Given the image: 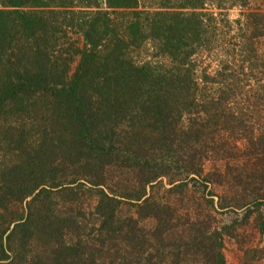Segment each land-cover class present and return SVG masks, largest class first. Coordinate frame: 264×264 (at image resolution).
Instances as JSON below:
<instances>
[{
  "label": "trees",
  "instance_id": "16d2710c",
  "mask_svg": "<svg viewBox=\"0 0 264 264\" xmlns=\"http://www.w3.org/2000/svg\"><path fill=\"white\" fill-rule=\"evenodd\" d=\"M103 3L0 0V264H225L264 233V0Z\"/></svg>",
  "mask_w": 264,
  "mask_h": 264
},
{
  "label": "rangeland",
  "instance_id": "374dc122",
  "mask_svg": "<svg viewBox=\"0 0 264 264\" xmlns=\"http://www.w3.org/2000/svg\"><path fill=\"white\" fill-rule=\"evenodd\" d=\"M104 0H99L101 8H105V5L103 3ZM77 6H81V4L77 3ZM263 11H264V5L262 6ZM226 16L230 21H235L240 17V10L239 7H232L229 10L226 11ZM234 24V23H233ZM259 43H262L259 48V54L262 53V50H264V38L259 39ZM81 41L79 42L80 45ZM145 47V46H144ZM144 47L141 48L142 52H144ZM144 54H141L139 56L142 57ZM207 62V61H206ZM210 61L212 64L210 69L215 67V62ZM212 68V69H213ZM211 163L206 162L205 164V171H209ZM221 183L226 182L224 177H221ZM165 181V180H164ZM164 181H161L162 184L158 183L156 184V190L154 189L155 196L160 199L161 202H169L172 197H174L177 205L182 209L184 208L187 204L191 205L192 203H195V205L202 206L201 211L202 212H208L210 215L214 217V221L212 222L213 225L217 226L218 228L227 226L231 224V221H239L242 214L243 210H238V212L231 213L230 210L228 209H215L212 208L213 206H208L206 205V201L209 198H212L214 201L215 206L218 203L219 196L220 195H227L228 192H224V188L222 184H211L210 188H207L206 191L211 192V194L205 192H201V188H199L200 191H196L193 189V187L190 185L189 191L191 190V193L184 195L183 198H179V194L167 192V188L169 187ZM192 183V182H191ZM190 183V184H191ZM150 190V189H149ZM96 196L94 193H88L84 197L85 201V206L86 209L91 210L93 207V203L95 200ZM179 198V199H178ZM174 203V202H173ZM181 205V206H180ZM123 208V207H122ZM131 209V208H130ZM132 210V209H131ZM260 211L263 216L264 220V206H261ZM126 215V214H123ZM96 221L93 222V224ZM151 223L153 221L151 220ZM258 221L256 220V213H253L247 221L242 222V224L234 226V230L232 231L231 234L229 235H224L222 237V251L224 254L225 258V264H264V233H260L258 225ZM146 225L149 224V222L145 223ZM88 228V226H86ZM176 238H172L169 243L178 246V242ZM121 245V243H120ZM98 256V254H97Z\"/></svg>",
  "mask_w": 264,
  "mask_h": 264
}]
</instances>
